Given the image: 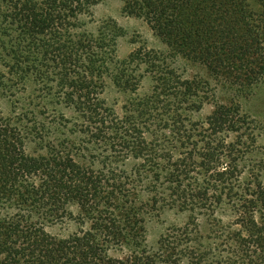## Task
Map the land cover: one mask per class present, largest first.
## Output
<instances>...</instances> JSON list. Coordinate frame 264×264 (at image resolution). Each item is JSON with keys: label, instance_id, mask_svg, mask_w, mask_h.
Wrapping results in <instances>:
<instances>
[{"label": "trees", "instance_id": "16d2710c", "mask_svg": "<svg viewBox=\"0 0 264 264\" xmlns=\"http://www.w3.org/2000/svg\"><path fill=\"white\" fill-rule=\"evenodd\" d=\"M105 1L0 0V97L27 109L16 122L0 117V264H154L144 235L157 201L138 200L142 188L181 211L208 212L205 233L221 264H264V155L248 156L264 130V0H121L166 48L139 46L122 61L115 24L84 27ZM177 60L201 76H183ZM145 74L150 87L140 95ZM109 85L130 95L120 112L103 98ZM29 89L80 114L84 123L69 135L85 133L111 164L129 163L86 164L76 138L34 152L31 136L41 139L42 127L20 124L39 107ZM205 105L211 112L196 118ZM217 210L230 212L227 223ZM66 216L77 230L65 238L34 218L53 224ZM205 238L187 219L160 244L178 261L179 248ZM116 249L127 253L113 258ZM189 253V264H201L203 252Z\"/></svg>", "mask_w": 264, "mask_h": 264}, {"label": "rangeland", "instance_id": "374dc122", "mask_svg": "<svg viewBox=\"0 0 264 264\" xmlns=\"http://www.w3.org/2000/svg\"><path fill=\"white\" fill-rule=\"evenodd\" d=\"M123 3L121 0H106L105 2L97 5L91 11L88 16L83 18L84 27L88 31H95L101 23L112 22L117 26L119 30L116 42H115V57L117 60H126L130 53L138 48L139 46H144L150 49H155L158 51H165L166 48L163 44L153 35L148 24L140 18L132 17L125 14L122 10ZM175 66L179 69V72L183 76H201V70L187 62L182 60H177ZM143 71V70H142ZM141 71V73H142ZM145 79L140 85L138 94L142 95L147 92L150 87V80L145 74ZM29 97H32L34 102L39 105L36 109H31L32 113L31 122H20L23 126H30L35 123L37 126L42 127L41 139L34 138L31 136L30 144L34 152L39 151V154L46 155L49 152V143L56 142L58 139L62 140H72L76 138L77 140H82L85 142V148L87 151L84 152L83 162L86 164L93 163L95 167L101 169L103 167L111 166L113 168H120L127 165L129 162H120L118 160H113L114 164H111L108 159L110 154L106 151L104 146H95L92 141L89 140V136L85 133L77 132L75 135H69L67 132L74 129V125L83 124L80 114L75 111L73 106L56 104L51 101L50 96L40 97L39 94L33 93L32 89L28 90ZM264 96V89L262 91ZM215 94V93H214ZM39 96V97H38ZM129 94H123L118 90L108 86L103 98L107 104L113 105L117 112H120L121 108L124 106L125 102L129 98ZM223 94L220 90H216V98L221 99ZM22 102V101H21ZM24 105L25 101L23 102ZM261 109V106L258 107ZM25 107L23 104L15 107L13 102L7 100L6 98L0 97V117L8 120H15V116L21 117V112L24 111ZM27 109H25L26 111ZM212 110V105H205L201 113L196 114V118L206 117ZM264 112V111H261ZM264 114V113H263ZM64 116L67 122H61L60 118ZM262 120V118H260ZM264 120V117H263ZM36 121V122H35ZM263 124L264 122H258ZM64 126V127H61ZM39 146H36L35 144ZM41 147V150L39 148ZM264 155V130L257 133V144L256 151L250 153L248 156L251 160H260ZM95 157L96 159H92ZM263 181H264V169L260 170ZM143 189V190H142ZM139 190L137 194V199H144L146 203H150L149 200L151 196L157 201L155 209H150L148 215L145 219V235H144V245L147 253L153 260L154 264H189L190 263V251L196 248L199 252H203L201 264H221L222 254H219L214 249V241L208 239L205 233V224L208 221V212H203L195 210L194 208L179 210L176 206H172L169 203V199L164 196L159 190L156 195L150 194L145 188ZM137 200V201H138ZM71 212H75V209H71ZM230 212L227 210L224 213H220L219 210L216 212V218L221 219L223 223H227L230 218H228ZM34 216V215H31ZM37 221L41 222L44 230L55 237L65 238L77 230V224L74 218L66 216L60 221L54 222L53 224H47L42 219L34 217ZM41 218V217H40ZM187 219H191L198 227L199 235L201 238L206 237L204 240L200 241V244L189 243L186 246L179 248L183 254L179 257L178 261H171L167 257L163 246L160 244V238L165 234L168 228L172 226H178L184 224ZM127 251L125 249H116L110 252V256L113 258H122Z\"/></svg>", "mask_w": 264, "mask_h": 264}]
</instances>
